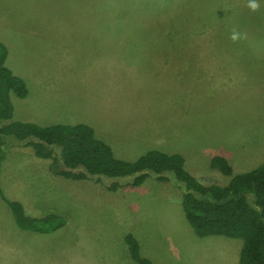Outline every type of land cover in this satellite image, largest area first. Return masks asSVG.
Instances as JSON below:
<instances>
[{"label": "rangeland", "instance_id": "rangeland-1", "mask_svg": "<svg viewBox=\"0 0 264 264\" xmlns=\"http://www.w3.org/2000/svg\"><path fill=\"white\" fill-rule=\"evenodd\" d=\"M0 11L7 65L28 92L12 94L6 122L29 116V108L46 126L86 122L116 158L133 161L151 149L180 153L189 172L224 183L231 176L211 167L213 156L225 157L234 174L264 161L257 153L264 149V3L252 11L247 0H0ZM49 162L29 146L0 148L7 198L25 204L27 193L38 195L20 187L10 194L15 177L31 189L43 184L66 206L58 208L69 228L57 240L67 251L57 264H137L127 232L153 264H238L243 239L196 235L172 176L113 192L89 179L48 178ZM6 241L0 239L4 264ZM15 244L19 264L33 260L27 243Z\"/></svg>", "mask_w": 264, "mask_h": 264}, {"label": "trees", "instance_id": "trees-1", "mask_svg": "<svg viewBox=\"0 0 264 264\" xmlns=\"http://www.w3.org/2000/svg\"><path fill=\"white\" fill-rule=\"evenodd\" d=\"M8 49L0 41V148L29 146L34 154L48 159L49 171L72 180H91L109 191L124 185L139 186L148 178L179 183V199L185 217L198 236L223 235L243 239L238 264H264V161L248 171L234 174L228 160L215 155L213 169L231 176L220 182L209 176H195L185 167L180 153L148 150L133 161L116 158L111 147L85 122L41 126L31 121L12 120V94L27 95L25 81L7 65ZM5 121V122H4ZM14 141L10 142L9 139ZM0 196L11 210L18 228L40 233L54 232L70 222L62 210L50 207L40 212L21 200ZM33 213V214H31ZM131 259L153 264L142 255L132 232L124 235Z\"/></svg>", "mask_w": 264, "mask_h": 264}, {"label": "crops", "instance_id": "crops-1", "mask_svg": "<svg viewBox=\"0 0 264 264\" xmlns=\"http://www.w3.org/2000/svg\"><path fill=\"white\" fill-rule=\"evenodd\" d=\"M5 13L8 16L9 10H5ZM1 18H2V16H1V11H0V19ZM0 41H2L4 44L7 43L6 40L2 37H0ZM16 41L19 42L18 38ZM10 46H13V45H10ZM8 53L9 54H8L7 60L9 61V58H10L9 50H8ZM150 58L153 61L157 62L158 64L166 63L163 58H159L156 56H151ZM27 94H28V92H27ZM26 111H28L31 116L29 115V116L24 117V118H19V120L31 121V122H34L38 125L46 126L45 124H40V122L42 121L41 117L35 118L32 115L36 110H32V108H29V109H25L24 112H26ZM96 135L99 136L101 139H103L102 136H100L98 134H96ZM257 153H259V154L264 153V149L262 147H260L257 150ZM248 154H251V152H249ZM35 157L42 160V158H39L36 155H35ZM31 169L35 170L36 166L32 165ZM34 170H32V171H34ZM46 170L48 171V174H49L48 178H51L52 176H54L49 171L48 165L46 167ZM0 171H1V173L5 174L6 165H4V169L0 168ZM10 179L11 180L8 181V183L6 182L8 187H9L8 192L10 194L13 190L18 191V190H16L17 187L22 188V191L25 190L26 192L28 191L30 193L32 191V195H33V193L38 194L37 196L33 195V197L35 199L31 198V196L28 193L25 195V197L27 198L26 199L27 201H25V202L26 203H33L34 205H32V207H36V209L40 210V209H43L44 207H48L49 205L54 204L53 207H56V208L59 207L61 209L66 208V206L64 204L55 201L53 193H52L53 195L50 192H48L47 195L44 193V192H47L46 191L47 189L43 184H40L39 186H35V188H34L35 190H34V189H31L29 187L28 183H24L23 179H16L15 177H11ZM46 179L47 178H45L44 180H46ZM23 184H24V186H23ZM0 188H1V186H0ZM28 188H29V190H28ZM14 197H20V195L16 194L15 196H12V198H14ZM64 201H66V200H64ZM27 206H28V204H27ZM32 207H30V208H32ZM67 225H69V224H66L64 227H62V228H60L54 232H50V233H40V232H35V231L22 230V229L18 228L17 225L15 224L11 210L9 209L7 203L0 196V230L4 233V234L0 235V239L1 238L6 239L7 240L6 246L8 247L7 253L4 254L6 256L4 259L5 264H19L20 263V259L17 257H21L22 249L15 248V245H16L15 243L19 242V241H24L25 243H27L28 248H29V252L32 251L33 260L32 261L27 260L28 264H57V263L65 262V253H66L67 249L64 247L63 243L61 245V243L57 239H62L61 236H63V238H64V234L63 233L61 234V231L63 232L64 230H68L69 226H67ZM1 231H0V233H1ZM79 234H82V233H76V234H72V235L75 236V235H79ZM70 235H71V233H70ZM56 243H59V244H57L55 246L54 244H56ZM30 245H31V248H30ZM48 245H50V247H46ZM39 246L40 247L42 246V248L37 249V247H39ZM241 247L242 246L239 245V252L241 250ZM81 249L82 248L74 247V254H79ZM49 252H51L50 255H49ZM141 253H142V251H141ZM37 254L39 255V258H37L35 260L34 258ZM40 255L43 257H40ZM1 260L2 259H0V264H4V262L3 261L1 262Z\"/></svg>", "mask_w": 264, "mask_h": 264}, {"label": "clouds", "instance_id": "clouds-1", "mask_svg": "<svg viewBox=\"0 0 264 264\" xmlns=\"http://www.w3.org/2000/svg\"><path fill=\"white\" fill-rule=\"evenodd\" d=\"M262 3H264V0H247V6L252 11L258 10ZM231 38L235 41L240 38V34L234 32Z\"/></svg>", "mask_w": 264, "mask_h": 264}]
</instances>
